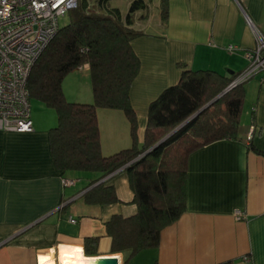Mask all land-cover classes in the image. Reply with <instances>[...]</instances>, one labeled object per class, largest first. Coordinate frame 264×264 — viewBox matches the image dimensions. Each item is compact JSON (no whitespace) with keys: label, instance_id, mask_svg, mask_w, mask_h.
Segmentation results:
<instances>
[{"label":"crops","instance_id":"0c3cea01","mask_svg":"<svg viewBox=\"0 0 264 264\" xmlns=\"http://www.w3.org/2000/svg\"><path fill=\"white\" fill-rule=\"evenodd\" d=\"M131 1L110 4L124 16ZM130 27L142 32L131 41L140 66L130 88L140 144L149 103L177 83L182 70L209 69L233 80L245 69L244 53L256 46V33L264 36V0H149ZM78 70L88 73V65ZM31 120L30 132L0 130V264H81V258L114 256L120 264H264V71L243 83L236 138L189 154L183 213L161 230L157 246L133 255L112 252L106 231L113 215L137 210L126 173L103 178L115 202H89L83 195L97 174L57 168L50 124L32 113ZM130 143L101 142V149L109 155ZM64 178L75 182L65 186ZM235 210L245 218L236 220ZM87 237L98 239L93 256L83 251Z\"/></svg>","mask_w":264,"mask_h":264},{"label":"trees","instance_id":"16d2710c","mask_svg":"<svg viewBox=\"0 0 264 264\" xmlns=\"http://www.w3.org/2000/svg\"><path fill=\"white\" fill-rule=\"evenodd\" d=\"M148 1L132 0L123 16L111 0H77L67 12L68 22L59 25L27 79L29 100L35 97L56 110L49 146L57 168L96 173L88 188L120 168L126 173L137 210L130 217L113 215L106 231L111 251H129V255L157 246L161 230L183 213L189 154L211 142L236 138L243 103L244 82L191 117L220 94L232 77L209 69H184L177 83L149 103L143 139L138 143L130 88L140 60L131 41L142 32L130 25L134 13L146 9ZM164 12L163 8V16ZM83 64L88 65L92 101H68L62 81ZM98 109L122 111L129 124V147L103 154ZM105 182L90 187L83 196L93 203L115 202L114 189ZM97 241L96 237L84 239L85 256L96 253Z\"/></svg>","mask_w":264,"mask_h":264},{"label":"built area","instance_id":"2783aa9c","mask_svg":"<svg viewBox=\"0 0 264 264\" xmlns=\"http://www.w3.org/2000/svg\"><path fill=\"white\" fill-rule=\"evenodd\" d=\"M76 4L77 0H0V130H33L27 89L30 70L56 34L60 18ZM244 57L247 66L228 84L231 88L264 71V36L256 33V46ZM62 182L70 186L75 181L64 178ZM234 218L241 220L245 215L235 210Z\"/></svg>","mask_w":264,"mask_h":264},{"label":"rangeland","instance_id":"374dc122","mask_svg":"<svg viewBox=\"0 0 264 264\" xmlns=\"http://www.w3.org/2000/svg\"><path fill=\"white\" fill-rule=\"evenodd\" d=\"M67 22L68 15L65 14L60 18L59 25L62 26ZM87 76H89V74L86 71L76 69L64 77L62 81V90L66 100H77L84 103H90L92 101L90 78ZM31 113L32 116L36 115L48 125L50 124L49 127H55L57 124L56 110L35 97L30 98V115ZM98 126L100 142H104V144H110L116 139H118V141H123V143L125 140L126 143L131 141L129 124L122 111L98 109Z\"/></svg>","mask_w":264,"mask_h":264},{"label":"water","instance_id":"95a60500","mask_svg":"<svg viewBox=\"0 0 264 264\" xmlns=\"http://www.w3.org/2000/svg\"><path fill=\"white\" fill-rule=\"evenodd\" d=\"M231 73V72H230ZM231 88V86L229 85V86H227L220 94H218L216 97H214L211 101H209L207 104H205V106H203L201 109H199L197 112H195L191 117H194V116H196L198 113H200L205 107H207L208 105H210L212 102H214L216 99H218L219 97H221L224 93H226L229 89ZM190 117V118H191ZM189 118V119H190ZM188 119V120H189ZM188 120H186V121H188ZM185 123V122H184ZM183 123V124H184ZM183 124H181V125H183ZM180 125V126H181ZM179 126V127H180ZM173 132V131H172ZM171 132V133H172ZM170 133V134H171ZM170 134H168L166 137H168ZM165 137V138H166ZM165 138H163L162 140H160L159 142H157L155 145H153L152 147H150L148 150H146L145 152H144V154H146V153H148L149 151H151L152 149H154L158 144H160ZM143 154V155H144ZM104 181V179H101V180H99V181H97L95 184H93V185H91L90 187H92V186H94V185H97V184H99V183H101V182H103ZM89 187V188H90ZM94 264H120V262H119V259H118V257H116V256H114V257H101V258H97V260H94V262H93Z\"/></svg>","mask_w":264,"mask_h":264},{"label":"bare ground","instance_id":"6f19581e","mask_svg":"<svg viewBox=\"0 0 264 264\" xmlns=\"http://www.w3.org/2000/svg\"><path fill=\"white\" fill-rule=\"evenodd\" d=\"M94 260H97V258L95 257H91V258H81V264H94Z\"/></svg>","mask_w":264,"mask_h":264}]
</instances>
